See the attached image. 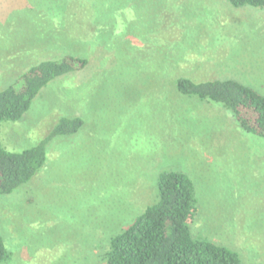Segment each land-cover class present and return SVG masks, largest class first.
<instances>
[{
    "label": "rangeland",
    "instance_id": "rangeland-1",
    "mask_svg": "<svg viewBox=\"0 0 264 264\" xmlns=\"http://www.w3.org/2000/svg\"><path fill=\"white\" fill-rule=\"evenodd\" d=\"M88 65L49 83L21 120L0 122L12 152L63 116L47 161L0 194L2 264H103L111 238L157 200L163 170L188 174L195 237L264 264V137L175 78L235 80L264 95V8L230 0H0V90L43 59Z\"/></svg>",
    "mask_w": 264,
    "mask_h": 264
},
{
    "label": "trees",
    "instance_id": "trees-1",
    "mask_svg": "<svg viewBox=\"0 0 264 264\" xmlns=\"http://www.w3.org/2000/svg\"><path fill=\"white\" fill-rule=\"evenodd\" d=\"M230 1L236 7L264 8V0ZM88 62V58L67 55L31 66L15 83L0 90V122L21 120L49 83L84 69ZM175 86L183 95L230 109L245 131L264 137V95L254 88L235 80L194 81L183 75L175 78ZM83 125L80 116H63L44 139L20 152L9 151L0 139V194L12 193L32 180L46 164L48 143L56 136L76 134ZM157 186V200L111 238L103 264H242L231 248L193 235L198 199L188 174L163 170ZM11 257L0 234V264Z\"/></svg>",
    "mask_w": 264,
    "mask_h": 264
}]
</instances>
